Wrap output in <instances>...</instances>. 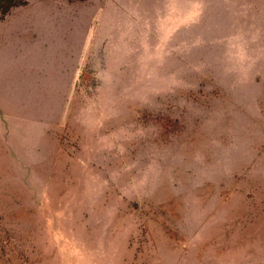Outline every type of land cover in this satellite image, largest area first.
Here are the masks:
<instances>
[{
	"label": "rangeland",
	"instance_id": "1",
	"mask_svg": "<svg viewBox=\"0 0 264 264\" xmlns=\"http://www.w3.org/2000/svg\"><path fill=\"white\" fill-rule=\"evenodd\" d=\"M0 22V264H264V0Z\"/></svg>",
	"mask_w": 264,
	"mask_h": 264
},
{
	"label": "trees",
	"instance_id": "2",
	"mask_svg": "<svg viewBox=\"0 0 264 264\" xmlns=\"http://www.w3.org/2000/svg\"><path fill=\"white\" fill-rule=\"evenodd\" d=\"M70 2L82 1V0H69ZM26 4V0H0V20L9 13L11 8L23 6Z\"/></svg>",
	"mask_w": 264,
	"mask_h": 264
},
{
	"label": "crops",
	"instance_id": "3",
	"mask_svg": "<svg viewBox=\"0 0 264 264\" xmlns=\"http://www.w3.org/2000/svg\"><path fill=\"white\" fill-rule=\"evenodd\" d=\"M11 19V18H10ZM10 19H7V20H4L3 21V23L4 22H7L8 20H10ZM0 23H2V22H0ZM17 25H13V27H12V31H14L15 30V27H16ZM22 30L23 28L22 27H18V30ZM20 30V31H21ZM20 31H19V33H17V35H15V37H17V40H18V45H20V44H22V45H28L29 43H30V40H27L26 42H25V38H24V36H22V34L20 33ZM11 35H14V32L11 34ZM14 36H10V38L11 39H14L13 38ZM8 38H9V36L8 35H6L5 37H4V39H3V43L4 44H7V41H8ZM28 39H30V35H29V37H28ZM33 39H36L35 37L33 38ZM33 41V40H32ZM15 45V44H14Z\"/></svg>",
	"mask_w": 264,
	"mask_h": 264
}]
</instances>
